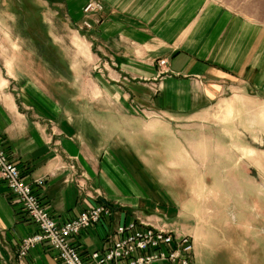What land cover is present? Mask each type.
Listing matches in <instances>:
<instances>
[{
  "label": "crops",
  "instance_id": "crops-1",
  "mask_svg": "<svg viewBox=\"0 0 264 264\" xmlns=\"http://www.w3.org/2000/svg\"><path fill=\"white\" fill-rule=\"evenodd\" d=\"M42 1L89 41L99 76L113 90L108 93L127 104L192 121L227 112L242 117L248 102L256 109L261 105L264 27L212 0H97L103 10L90 14L84 7L91 0ZM86 20L92 28L80 30ZM69 116L34 81L4 75L0 67V140L51 214L59 220L75 217L101 204L100 196L116 207L79 236L85 257L109 245L118 224L141 219L191 235L193 264H264L263 236L223 244L214 230L196 220L197 212L181 224L166 222L182 214L180 208L151 203L120 154L104 149L101 131L90 126V137ZM38 179L44 183L37 184ZM37 231L0 175V264H62L44 244L26 258L18 257L19 242Z\"/></svg>",
  "mask_w": 264,
  "mask_h": 264
},
{
  "label": "rangeland",
  "instance_id": "rangeland-1",
  "mask_svg": "<svg viewBox=\"0 0 264 264\" xmlns=\"http://www.w3.org/2000/svg\"><path fill=\"white\" fill-rule=\"evenodd\" d=\"M41 1L0 0L4 75L34 81L78 131L92 137L90 126L98 128L104 149L120 154L151 203L180 208L166 222L181 224L197 212L223 244L264 237V92L242 117L227 112L208 121L127 104L108 93L89 41ZM212 1L264 27V0Z\"/></svg>",
  "mask_w": 264,
  "mask_h": 264
},
{
  "label": "built area",
  "instance_id": "built-area-1",
  "mask_svg": "<svg viewBox=\"0 0 264 264\" xmlns=\"http://www.w3.org/2000/svg\"><path fill=\"white\" fill-rule=\"evenodd\" d=\"M103 10L97 0L89 1L84 13ZM90 21L79 25L80 30L90 29ZM166 60H161L163 65ZM0 175L14 198L21 204L38 231L23 238L18 245L17 255L26 258L38 245H46L56 252L62 264H151L169 261L172 264H193L194 243L189 234L155 227L141 219L118 224L109 245L92 250L85 257L79 247V236L83 231L95 227L102 218L112 214L111 209L99 204L90 206L77 216L59 220L54 217L34 192L33 182L23 174L17 164L9 158L0 140ZM43 184V179L35 181Z\"/></svg>",
  "mask_w": 264,
  "mask_h": 264
},
{
  "label": "water",
  "instance_id": "water-1",
  "mask_svg": "<svg viewBox=\"0 0 264 264\" xmlns=\"http://www.w3.org/2000/svg\"><path fill=\"white\" fill-rule=\"evenodd\" d=\"M98 201L105 207L111 209L112 211L116 210V207L113 203H111L110 201H108L105 197L100 196L98 197Z\"/></svg>",
  "mask_w": 264,
  "mask_h": 264
},
{
  "label": "trees",
  "instance_id": "trees-1",
  "mask_svg": "<svg viewBox=\"0 0 264 264\" xmlns=\"http://www.w3.org/2000/svg\"><path fill=\"white\" fill-rule=\"evenodd\" d=\"M40 26V28H41V25H39ZM39 28V27H38ZM42 33V32H41ZM43 48V47H42ZM44 49V48H43Z\"/></svg>",
  "mask_w": 264,
  "mask_h": 264
}]
</instances>
